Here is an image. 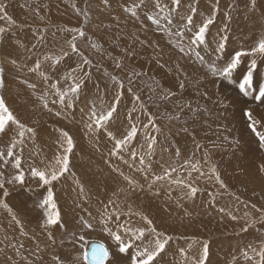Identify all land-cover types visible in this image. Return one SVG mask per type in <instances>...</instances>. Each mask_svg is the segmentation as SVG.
Segmentation results:
<instances>
[{
    "label": "rangeland",
    "instance_id": "rangeland-1",
    "mask_svg": "<svg viewBox=\"0 0 264 264\" xmlns=\"http://www.w3.org/2000/svg\"><path fill=\"white\" fill-rule=\"evenodd\" d=\"M158 2L0 0V53L16 59L0 56V97L25 126L23 137L15 124L0 132V154L8 162L19 156L24 173L23 184L5 181L7 196L0 189L8 205L0 204V264H86L92 242L106 246L109 264H130L136 246L157 239L167 244L155 264H198L205 245L204 264H264V148L242 115L246 108L264 115V104L254 100L255 88L244 96L238 87L253 61V78L264 83V56H242L228 77L210 67L250 53L264 38V0L255 7L251 0ZM208 19L204 43L192 44ZM113 105L112 117L96 127L92 113L106 115ZM133 128L134 137L116 149ZM63 132L74 145L68 169L45 185L30 168L59 170ZM49 189L54 208L42 202ZM27 193L40 194L38 213L18 201ZM49 213L57 224H47ZM140 228L144 236L135 239ZM113 234L133 247L120 254Z\"/></svg>",
    "mask_w": 264,
    "mask_h": 264
},
{
    "label": "snow or ice",
    "instance_id": "snow-or-ice-1",
    "mask_svg": "<svg viewBox=\"0 0 264 264\" xmlns=\"http://www.w3.org/2000/svg\"><path fill=\"white\" fill-rule=\"evenodd\" d=\"M252 6L255 7L256 0H251ZM141 3H143V0H141ZM173 4L178 5L180 3V0H172ZM135 7H139V5H136ZM155 7L160 8L161 5L159 4L158 0L155 5ZM174 10V9H172ZM3 7H0V12H3ZM192 11H195V9H192ZM133 16L136 15L135 11H132L131 13ZM3 18V17H0ZM148 19L153 20V23H158L157 20H155L152 16H149ZM188 24H192V17H187ZM11 22V21H10ZM171 22V21H169ZM212 23L211 19H208L203 23L202 26L198 28V30L194 33L191 43L192 44H203L205 41V32L208 28V25ZM191 30V29H189ZM5 31L4 28H0V33H3ZM182 35V33H178ZM80 36H83L84 33L80 32ZM226 39V37L222 38V41ZM75 37H73V41H70L72 50L76 51V45L74 43ZM224 48V43L221 42L218 46V50H222ZM183 50V49H181ZM248 54H260L264 56V38L259 39V41L256 43V45L251 48L250 53H246L243 51H237L234 55L230 57L229 60L225 61V64L222 68H217L215 65L211 66V70L213 74H219L223 75L225 77L231 76L234 71L238 69V66L241 62V57L248 55ZM67 55V53H65ZM0 56H6L10 59L12 64L16 63L15 57L12 55V53H0ZM203 58H201L202 60ZM84 63H87V61H84ZM119 66V65H118ZM36 67L39 68V62H37ZM256 67L255 61L252 62L251 66L248 68L246 73L242 74V79L239 81L238 87L241 93H243L244 96L250 95L249 89H256V93L254 95V100L259 101L260 104H264V83H260L258 80H254L253 78V69ZM183 86V85H181ZM80 88V84H75L74 87L70 89L71 92L76 93ZM61 102L64 101L65 96L60 97ZM118 99V98H117ZM69 106L71 104L69 103ZM47 107V105H45ZM116 111L115 105H113L107 112V114H101L98 115L93 112L92 116L95 118V124L96 127H100L101 124L107 120H109L113 113ZM242 115L247 118L248 124L247 127L251 130L252 133L255 134V136L258 138L259 147L264 148V131H258V127L264 128V115H260L259 113L255 112L252 108H246L242 109ZM259 118H254V117ZM10 124L17 125L21 130L19 132V136H24V128L25 126L18 120V118L13 114V112L9 109L7 106L5 99L3 97H0V132H3L5 130V127ZM89 129L93 127L91 123L88 124ZM28 132H32L33 130L31 128L27 129ZM135 135V128H133L125 137L124 141H117L116 142V149H119L121 147V144L126 142L127 140H131ZM62 136L66 138L67 142V148L65 150V154L62 156V158L57 159V164L61 163L62 160V166L59 168L58 171L53 170L51 172H48L46 170H38L36 167L30 168L31 176L36 178H39L40 182H43V184L47 185L50 184L52 181H55L58 179L59 175H62L64 172L67 171L68 165H69V156L68 153L72 152V149L74 147L72 137L67 133L63 132ZM22 142V141H21ZM17 141L13 140L11 144L7 147L6 155L8 157L14 156V148L16 147ZM149 149L152 148V144H148ZM135 153H133V156ZM4 159V154H0V160ZM5 163H8V161H4ZM141 163H143V160H141ZM13 168L17 169V174L9 178L6 183L7 184H23L24 183V173L23 171H19L21 168V159L19 156H15L13 162H12ZM260 172H264V163L261 164L259 168ZM3 173H0V189H3V195H8V189L6 188L5 181L3 179ZM157 179H160L158 177ZM131 183V181H129ZM196 189H192V192L195 193ZM45 205H49L51 207H55L53 203V192L51 189L47 192V198L43 202ZM0 204H3L5 208H8L7 204H4L2 201H0ZM9 212H11V209H9ZM13 219L15 220V216H13ZM148 224H151L150 220H147V218H144ZM58 222V215H53L51 213L48 214L47 224L53 225L57 224ZM19 223V221H17ZM83 227L91 229L92 225L88 223L86 220L83 221ZM139 232V235L135 237V239H140L144 236L145 229L140 228L137 230ZM153 232H155V229H152ZM159 236L160 234L157 233ZM113 239L117 242L118 245V252L120 254H124L128 252L130 248L133 247L132 243H125L120 235L113 234ZM167 244V240H164L163 242L160 239L155 240L154 245L150 242L149 244H144L143 242L141 245L136 246V251L131 255L130 257V264H155L156 257L160 255V253L164 250L165 245ZM109 255L108 251L104 247V245L99 246H93L91 250V257L94 262V264H100V261L104 258H106ZM208 255V247L207 245L204 246L203 255L201 259H199L198 264H204V259ZM54 260L58 259L57 257H53Z\"/></svg>",
    "mask_w": 264,
    "mask_h": 264
},
{
    "label": "bare ground",
    "instance_id": "bare-ground-1",
    "mask_svg": "<svg viewBox=\"0 0 264 264\" xmlns=\"http://www.w3.org/2000/svg\"><path fill=\"white\" fill-rule=\"evenodd\" d=\"M103 1V0H102ZM107 1V0H106ZM104 6V5H103ZM116 8V7H115ZM129 10V9H128ZM118 11H119V9H118ZM123 11V10H122ZM121 11V12H122ZM127 16H130V15H127ZM142 16V15H141ZM124 17V16H123ZM165 17V16H164ZM115 18V17H114ZM119 20V19H118ZM120 21V20H119ZM102 22V21H101ZM105 22V21H104ZM107 23V22H106ZM141 23V22H140ZM153 30V29H152ZM164 35V34H163ZM179 37V36H178ZM118 38V37H117ZM162 38V37H161ZM185 38V37H184ZM231 38V37H230ZM180 39V38H179ZM168 40V39H167ZM178 40V39H177ZM169 41V40H168ZM184 42V41H183ZM169 43H170V41H169ZM172 43V42H171ZM185 43V42H184ZM183 44V43H182ZM188 44V43H187ZM190 44V43H189ZM173 47V46H172ZM182 48V47H181ZM232 48V47H231ZM180 49V48H179ZM207 49V48H206ZM235 49H236V47H235ZM156 50V49H155ZM189 54V53H188ZM212 54V53H211ZM196 55V54H195ZM165 56V55H164ZM190 56V55H189ZM202 58V57H201ZM163 59V58H162ZM183 59V58H182ZM181 59V60H182ZM222 59V58H221ZM184 60V59H183ZM217 60V59H216ZM186 61H187V59H186ZM194 62V61H193ZM209 62V61H208ZM164 63V62H163ZM205 63V62H204ZM210 63V62H209ZM198 64V63H197ZM216 64V63H215ZM192 65V64H191ZM209 65V64H208ZM205 66V65H204ZM211 67V66H210ZM194 68V67H193ZM201 69V68H200ZM161 70V69H160ZM174 71V70H173ZM197 71V70H196ZM198 72V71H197ZM156 74V73H155ZM148 75V74H147ZM263 75V74H262ZM9 76V75H8ZM155 77V76H154ZM260 77V76H259ZM261 77H264V76H261ZM157 79H159L158 77H157ZM13 83H15V80H14V78L13 79H10ZM220 80V79H219ZM172 81V80H171ZM263 81V80H262ZM17 82V81H16ZM25 82V81H24ZM150 82H151V80H150ZM18 83V82H17ZM16 83V84H17ZM152 83V82H151ZM158 83H159V81H158ZM160 83H161V81H160ZM156 84V83H155ZM168 84V83H167ZM20 85V84H19ZM17 86V85H16ZM13 87H14V85H13ZM25 87V86H24ZM183 87V86H182ZM10 88V87H9ZM33 89V88H32ZM24 90H26V89H24ZM29 90V89H28ZM27 90V91H28ZM177 90H178V88H177ZM35 91V90H34ZM26 92V91H25ZM157 95V94H156ZM234 99V98H233ZM155 100V99H154ZM157 101V100H156ZM230 104V103H229ZM238 104V103H237ZM242 108V107H241ZM83 109V108H82ZM240 110V109H239ZM74 113H75V111H74ZM262 114V113H261ZM70 117V116H69ZM213 117V116H212ZM220 117V116H219ZM215 118V117H214ZM237 118H238V116H237ZM73 119V118H72ZM213 119V118H212ZM227 120V119H226ZM230 120V119H229ZM222 121V120H221ZM224 121V120H223ZM233 121V120H232ZM73 122V121H72ZM229 124H231V123H229ZM239 125V124H238ZM229 126V125H228ZM239 128V130H240V127H238ZM232 130V129H231ZM236 130V129H235ZM246 130V129H245ZM247 130H248V128H247ZM248 132V131H247ZM251 132V131H250ZM236 133H238V130H237V132ZM248 134H249V132H248ZM247 135V134H246ZM235 136H237V135H235ZM244 149V148H243ZM245 150V149H244ZM86 155V154H85ZM88 155V154H87ZM104 156V155H103ZM5 157V156H4ZM127 157V156H126ZM128 157H130V156H128ZM243 157V156H242ZM13 158V157H12ZM11 159V158H10ZM4 160H5V158H4ZM14 160V159H13ZM13 160L11 161V160H9V162L7 163V164H5V163H3L1 160H0V173H4V174H7V173H9V172H11V171H16L17 169H15V168H13V166H12V162H13ZM7 161V160H6ZM257 161V160H256ZM140 162V161H139ZM88 163V162H87ZM92 163V162H91ZM99 164V163H98ZM110 165V164H109ZM123 166V165H122ZM83 167V166H82ZM21 169V168H20ZM99 169V168H98ZM116 169V168H115ZM118 170V169H117ZM101 172H102V170H101ZM119 172H121V171H119ZM104 174V173H103ZM112 174V173H111ZM113 175V174H112ZM119 175V174H118ZM117 175V176H118ZM111 176V175H110ZM115 176H116V174H115ZM115 176H114V178H115ZM253 176V175H252ZM112 177V176H111ZM254 177V176H253ZM88 178V177H87ZM117 178V177H116ZM149 178V177H148ZM4 179V181H6V180H8V178L7 177H4L3 178ZM115 180V179H114ZM113 179H111L110 180V182H112V181H114ZM119 180V179H118ZM81 182V181H80ZM140 182V181H139ZM256 183L258 184V185H260V182L259 181H257V182H255V184L254 185H256ZM113 184V183H112ZM109 185H110V183H109ZM125 186V185H124ZM123 186V187H124ZM106 187H112V186H106ZM114 187V186H113ZM127 186H125V188H126ZM112 189H114V188H112ZM109 190V189H108ZM113 192V191H112ZM118 192V191H117ZM140 192V191H139ZM116 193V192H115ZM106 194H107V192H106ZM92 195V194H91ZM17 195H15V197H16ZM137 196V195H136ZM17 198H19L20 200H18V201H22L23 202V204H25V207L26 206H28L27 207V209H30L29 207L31 206V209H33L32 211H37V209H36V203H37V201H40L41 200V197H40V194H38V193H27V194H25V195H20V196H18ZM90 198V197H89ZM169 199V198H168ZM15 200V199H14ZM16 201V200H15ZM14 202V201H13ZM17 202V201H16ZM42 202H44V201H42ZM151 202H152V200H151ZM17 204V203H16ZM153 204V203H152ZM11 205V204H10ZM30 205V206H29ZM21 206V208H22V205L20 204L19 205V207ZM18 207V208H19ZM15 208V207H14ZM17 209V208H16ZM25 209V208H24ZM15 210V209H14ZM15 212V211H14ZM20 212H21V210H20ZM37 213H38V211H37ZM35 214V213H34ZM18 217V216H17ZM9 218V217H8ZM67 218V217H66ZM69 218V217H68ZM19 219V218H18ZM20 220V219H19ZM67 220V219H66ZM9 221V220H8ZM13 221V220H12ZM11 221V222H12ZM10 222V221H9ZM8 222V223H9ZM74 222V221H73ZM68 223V222H67ZM21 224V223H20ZM20 224H19V226H20ZM3 226V225H2ZM9 226H11V225H9ZM62 226H64V224L62 225ZM65 227V226H64ZM12 228V227H11ZM26 229V228H25ZM6 230V229H5ZM4 230V231H5ZM11 230H13V228L11 229ZM12 235V231L10 232V236ZM33 235V234H32ZM53 235V234H52ZM18 237V236H17ZM34 237V236H33ZM35 240V239H34ZM33 243V242H32ZM93 243V242H92ZM95 243H97V242H95ZM91 243H89L88 245H87V247L86 248H88V246L90 245ZM100 244V243H99ZM106 247V246H105ZM51 248V247H50ZM87 250V249H86ZM85 250V251H86ZM130 256V255H129ZM109 255L105 258V262H104V264H109V262L110 261H108L109 259ZM68 259V258H67ZM115 262H117V261H115Z\"/></svg>",
    "mask_w": 264,
    "mask_h": 264
},
{
    "label": "water",
    "instance_id": "water-1",
    "mask_svg": "<svg viewBox=\"0 0 264 264\" xmlns=\"http://www.w3.org/2000/svg\"><path fill=\"white\" fill-rule=\"evenodd\" d=\"M99 246V245H102V244H99V243H91L89 246H88V248H87V250L85 251V255H84V260H85V262H86V264H94V262H93V260H92V257H91V250H92V247L93 246ZM105 247V246H104ZM106 248V247H105ZM107 250V249H106ZM108 251V250H107ZM104 262H105V258L104 259H102L101 261H100V264H104Z\"/></svg>",
    "mask_w": 264,
    "mask_h": 264
}]
</instances>
